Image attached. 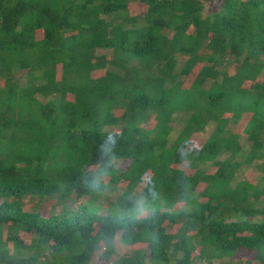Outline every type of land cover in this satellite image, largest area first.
I'll list each match as a JSON object with an SVG mask.
<instances>
[{
	"label": "trees",
	"instance_id": "16d2710c",
	"mask_svg": "<svg viewBox=\"0 0 264 264\" xmlns=\"http://www.w3.org/2000/svg\"><path fill=\"white\" fill-rule=\"evenodd\" d=\"M213 1L0 0V264H264V0Z\"/></svg>",
	"mask_w": 264,
	"mask_h": 264
},
{
	"label": "rangeland",
	"instance_id": "374dc122",
	"mask_svg": "<svg viewBox=\"0 0 264 264\" xmlns=\"http://www.w3.org/2000/svg\"><path fill=\"white\" fill-rule=\"evenodd\" d=\"M218 0H214L213 3L211 2L209 4V2L205 3V8L206 10H212L214 11L216 9V7L218 6ZM140 9L142 7H139ZM185 114H182L181 111L176 112L173 115V119H175V127H177L181 122L182 119L184 118ZM178 122V124H177ZM203 135H198L195 137V143L196 141H200L202 140ZM240 143L243 146H247V141L245 139L244 136H240ZM255 164V163H253ZM122 167H125L127 165V162H123ZM187 165V163H183L181 167H185ZM236 177L239 179H247L249 181H254V180H258L260 178V173L256 170L255 166L252 165L250 167H242L239 171H237L236 173ZM260 186L262 185V183L259 181L258 183ZM142 186V184H141ZM53 204V201H49L48 199H40V200H35V199H28V201L25 200V208L28 209H34V210H38L39 212H44L47 213L48 209L50 207V205ZM175 229V228H174ZM21 236L23 237V239L25 240V243H29V235H26L24 233H21ZM144 244L138 245V247H143ZM9 249H11V244H8ZM113 253L112 255H110V258L108 261H103L100 260L98 258V255L100 253V250L96 251V253L92 256L90 264H111L113 263L119 256L126 254L128 252H130V250L132 249V246L128 247L123 245L120 240H119V234H117L115 236V238L113 239ZM137 248V247H136ZM199 250V247L196 248V250L193 252V256L197 255ZM41 262V260H39L37 262V264H39ZM255 257H254V253L253 252H249V251H245L243 249L238 250L237 252L234 253V255L228 257V256H222L219 258H212L209 262L207 260H198L196 262V264H256L255 263ZM145 264H153L148 260H145ZM171 264H174L173 262Z\"/></svg>",
	"mask_w": 264,
	"mask_h": 264
},
{
	"label": "clouds",
	"instance_id": "9594fccd",
	"mask_svg": "<svg viewBox=\"0 0 264 264\" xmlns=\"http://www.w3.org/2000/svg\"><path fill=\"white\" fill-rule=\"evenodd\" d=\"M113 135H114V133H113Z\"/></svg>",
	"mask_w": 264,
	"mask_h": 264
}]
</instances>
